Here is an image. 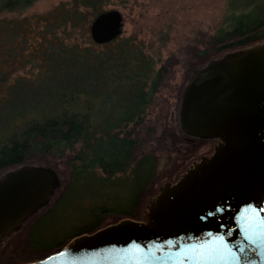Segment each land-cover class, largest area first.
Returning <instances> with one entry per match:
<instances>
[{
    "label": "trees",
    "instance_id": "16d2710c",
    "mask_svg": "<svg viewBox=\"0 0 264 264\" xmlns=\"http://www.w3.org/2000/svg\"><path fill=\"white\" fill-rule=\"evenodd\" d=\"M35 1L0 0V14L22 12ZM81 6L96 15L104 0H73L72 27L84 19ZM64 19H69L68 12ZM2 20L16 27L17 36L22 19ZM1 40L9 42L2 29L0 60L5 62L7 46ZM114 40L116 47L96 51L90 45L49 39L51 74L35 82L19 76L0 91V174L23 164H45L60 178L51 199L0 243V259L9 264L15 263L11 253L19 241L24 249L45 255L107 224L109 216L115 217L110 222L141 218L164 182L177 180L213 150L215 139L182 130V92L201 65L264 40V0H227L223 23L215 32L201 31L196 43L173 52L159 67L160 58L147 52L142 41ZM178 62L189 64L178 101L170 119L166 111L154 124L148 111ZM7 76L2 72L0 80ZM47 83L52 86L42 89ZM55 154L63 158L64 168L50 157Z\"/></svg>",
    "mask_w": 264,
    "mask_h": 264
},
{
    "label": "water",
    "instance_id": "95a60500",
    "mask_svg": "<svg viewBox=\"0 0 264 264\" xmlns=\"http://www.w3.org/2000/svg\"><path fill=\"white\" fill-rule=\"evenodd\" d=\"M118 8L99 11L97 43L123 32ZM256 42L198 67L179 106L182 130L219 139L151 201L24 264H264V46ZM259 45V46H258ZM258 46V47H255ZM60 184L53 166L23 164L0 175V243L42 208ZM17 225L4 232L9 223Z\"/></svg>",
    "mask_w": 264,
    "mask_h": 264
},
{
    "label": "rangeland",
    "instance_id": "374dc122",
    "mask_svg": "<svg viewBox=\"0 0 264 264\" xmlns=\"http://www.w3.org/2000/svg\"><path fill=\"white\" fill-rule=\"evenodd\" d=\"M72 6L73 0H36L22 12L0 14V29L6 32V37L9 39V42L1 40L6 44L7 50L6 61L0 60L2 65L0 74L3 72L8 76L6 80H0V91L3 87L15 82L19 76H25L35 82L44 75L51 74L52 68L50 67L52 66L49 58L52 43L49 42V39L56 41L61 38L67 44L90 45L96 51H107L116 47L117 42L114 39V41L105 43H97L93 40L90 24L95 12L91 7L81 6L84 19L79 20L77 26L72 27ZM226 6L227 0H104V9L118 8L124 15V28L119 37H130L134 43L142 41L147 52L157 59L160 58L157 62L158 67L173 52L179 53L185 45L196 43L200 38L201 31L215 32L223 23ZM66 12L69 15L67 20L64 19ZM4 17L22 19L21 27H18L20 32L17 33V36L16 27L3 22L2 18ZM52 23L53 30L48 28ZM58 23L59 26L56 25ZM188 67L189 64L185 62L175 63L172 72L167 77V82L157 92L148 111V118L154 124L163 119L160 117L164 116L166 111H169L168 119H170V112L174 110L178 101L179 89L185 82ZM48 86L52 85L47 83L41 88L47 89ZM218 141L219 139L214 143L213 150ZM213 150L202 156H209ZM50 157L59 162L58 166L65 167L62 157L56 154ZM198 160H195L189 167ZM167 183L170 182H164L158 192L150 198L142 212V217L148 211L151 201L157 197L162 187ZM114 219V216H109L107 221L110 223ZM11 254L16 257L15 260L13 259L15 263L12 264H21L43 255L37 251L24 249L23 242L20 241ZM9 261L7 262L6 258L0 259V264H9Z\"/></svg>",
    "mask_w": 264,
    "mask_h": 264
},
{
    "label": "bare ground",
    "instance_id": "6f19581e",
    "mask_svg": "<svg viewBox=\"0 0 264 264\" xmlns=\"http://www.w3.org/2000/svg\"><path fill=\"white\" fill-rule=\"evenodd\" d=\"M260 46H264V43H261V44H259ZM258 45V46H259ZM258 46H255V47H258ZM17 225V223L16 222H13V223H9L7 226H6V228L4 229V232L5 231H8L10 228H12V227H14V226H16Z\"/></svg>",
    "mask_w": 264,
    "mask_h": 264
}]
</instances>
